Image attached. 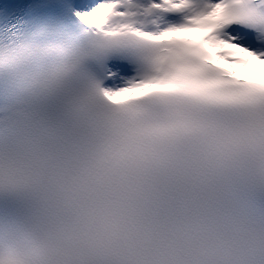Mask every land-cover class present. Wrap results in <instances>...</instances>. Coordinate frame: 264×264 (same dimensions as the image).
Returning <instances> with one entry per match:
<instances>
[{"label": "snow or ice", "instance_id": "obj_1", "mask_svg": "<svg viewBox=\"0 0 264 264\" xmlns=\"http://www.w3.org/2000/svg\"><path fill=\"white\" fill-rule=\"evenodd\" d=\"M0 264H264V0H0Z\"/></svg>", "mask_w": 264, "mask_h": 264}, {"label": "bare ground", "instance_id": "obj_2", "mask_svg": "<svg viewBox=\"0 0 264 264\" xmlns=\"http://www.w3.org/2000/svg\"><path fill=\"white\" fill-rule=\"evenodd\" d=\"M221 61H222V60H221ZM222 62L227 63L226 61H222Z\"/></svg>", "mask_w": 264, "mask_h": 264}]
</instances>
